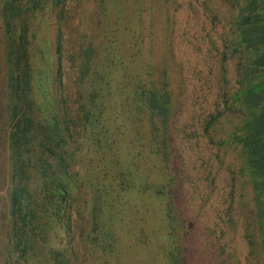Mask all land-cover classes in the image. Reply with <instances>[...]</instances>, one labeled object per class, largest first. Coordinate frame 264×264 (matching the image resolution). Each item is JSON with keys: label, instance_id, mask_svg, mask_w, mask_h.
<instances>
[{"label": "rangeland", "instance_id": "1", "mask_svg": "<svg viewBox=\"0 0 264 264\" xmlns=\"http://www.w3.org/2000/svg\"><path fill=\"white\" fill-rule=\"evenodd\" d=\"M245 1L0 0V264H264Z\"/></svg>", "mask_w": 264, "mask_h": 264}, {"label": "trees", "instance_id": "2", "mask_svg": "<svg viewBox=\"0 0 264 264\" xmlns=\"http://www.w3.org/2000/svg\"><path fill=\"white\" fill-rule=\"evenodd\" d=\"M12 1L8 0L6 7V11L11 14L16 9L12 6ZM239 17L238 23L241 27L239 30V41L242 44V48L247 52L253 53L250 62H252L254 67L262 66L264 65V1L246 0L242 4ZM159 95L154 90L149 91L146 95V104L153 112L154 118L157 119L161 115L164 116L166 112L164 106L166 98L163 95ZM240 103L246 109L255 110V112L250 115L248 123L241 129L242 133L237 137L236 142L252 175V186L256 192L262 194L264 193V109L262 108L264 104V89L256 90L253 86H247L243 90ZM20 107L22 109L23 104ZM16 134V130L11 134L14 140L19 139V135ZM61 185V181L59 182L57 179L55 184H53L54 190L61 191ZM14 190L11 193V207L18 214L21 211V206L18 194ZM59 197L62 198L60 195Z\"/></svg>", "mask_w": 264, "mask_h": 264}]
</instances>
